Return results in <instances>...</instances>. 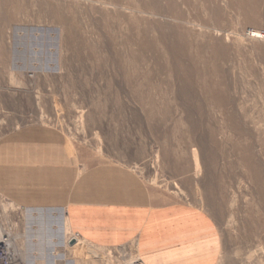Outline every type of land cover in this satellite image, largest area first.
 <instances>
[{
    "label": "rangeland",
    "instance_id": "374dc122",
    "mask_svg": "<svg viewBox=\"0 0 264 264\" xmlns=\"http://www.w3.org/2000/svg\"><path fill=\"white\" fill-rule=\"evenodd\" d=\"M146 2L0 0L9 264H264V0L178 1L181 19L136 8ZM173 26L189 59L177 70L159 38ZM120 175L141 192L130 218L144 206L157 219L144 232L164 242L101 245L67 217L105 189L109 203H123L127 193L113 191ZM183 223L188 238L172 236Z\"/></svg>",
    "mask_w": 264,
    "mask_h": 264
},
{
    "label": "crops",
    "instance_id": "0c3cea01",
    "mask_svg": "<svg viewBox=\"0 0 264 264\" xmlns=\"http://www.w3.org/2000/svg\"><path fill=\"white\" fill-rule=\"evenodd\" d=\"M124 179V181H123ZM110 178L104 180L105 183L108 184ZM115 181L114 189L116 193H123L126 194V200L123 203L111 202L109 203L108 198V189L103 190L104 194H100L99 196L95 197L93 201L83 202L82 204L75 207V202L70 205L71 210L67 212V217L70 221H74L77 227L81 224L83 228L84 236L92 241H95L98 244L106 245L109 243H124L127 239L133 236L138 235L139 239V249L146 248L148 246H152L151 240L154 242H164V235L157 236L158 234L154 235L150 240L148 230L144 232L145 229H150V226L155 225L157 219H151L150 221L147 220L145 213H147V209L144 206H140L139 204H134V217L130 218V207L128 204L134 201L135 197L132 195L133 193L137 194L141 197V192H137V184L136 181L132 178H128L125 175H120L113 179ZM123 196V195H122ZM111 206V208H110ZM82 208V209H81ZM85 208V210H84ZM90 210V211H89ZM146 210V211H145ZM85 211V212H84ZM169 211V210H167ZM166 212L162 214L165 215ZM165 218V217H164ZM188 218V217H187ZM184 219V220H183ZM180 222L185 221L184 217H179ZM79 221V222H78ZM161 221V220H160ZM137 225L132 227L131 223ZM188 223V222H187ZM183 223L181 228H183L182 233L172 235L175 238H185L187 239L190 231L188 224ZM185 224V225H184ZM130 225V226H129ZM170 225V226H169ZM168 227L172 226V223H169ZM79 229V228H78ZM178 230V229H177ZM203 232V231H202ZM148 234V235H147ZM178 234V235H177ZM202 235L205 234L202 233ZM171 237V236H170ZM174 239V238H172ZM184 244V243H183ZM186 244V243H185ZM203 251L205 247H202ZM145 250V249H144ZM147 250V249H146ZM144 253H151V252H144ZM206 264H209L208 262Z\"/></svg>",
    "mask_w": 264,
    "mask_h": 264
},
{
    "label": "bare ground",
    "instance_id": "6f19581e",
    "mask_svg": "<svg viewBox=\"0 0 264 264\" xmlns=\"http://www.w3.org/2000/svg\"><path fill=\"white\" fill-rule=\"evenodd\" d=\"M128 1L129 0H117V4L128 2ZM136 1H139V0H136ZM140 1H142V0H140ZM157 1L158 0H147L146 3H143V4L139 5V6H136V8L141 9L144 13L150 14L152 16H155V15L156 16H158V15L159 16H164V15H167V14L168 15L172 14L175 19H181L182 18V14H181V12L179 10V6H178L177 2L181 1V4L188 3L187 0H162V1L165 2V5L161 6V5L158 4L159 2L157 3ZM199 1H204V0H199ZM143 2H145V1H143ZM200 8H202V4L200 5ZM201 13H203V15H206V13L203 12V11ZM210 15L212 17H214V18H217L218 15H219V12H218V10H213V11H211ZM154 26H156V28L158 30H160L161 27H163L162 24L160 25V24H158L156 22H154ZM171 29L172 30H169V31H171L170 33L161 32L160 31L159 38L162 40V42L166 46L167 59H168L170 65H171V67L173 69L177 70L178 67H183L186 64L188 66L189 59L185 55H183V52H184L183 50L185 48L182 46V44L179 43V41L181 40V38L183 36V34H182L183 32L181 33V31H180L181 29L179 28V26H173V27H171ZM158 33H159V31H158ZM143 34L146 36V34H148V31H146V29H145V31H143ZM139 44H140L139 48H141V49L151 48L153 46L152 40L147 41V42H142V43H139ZM218 50H216V53L219 52ZM135 57L136 56H134L132 58V61H138V59H136ZM188 75L189 74L186 73L184 77L187 78ZM230 124L234 128L233 130L238 131V132L240 131L239 122L236 120V117L234 116L233 113H231V115H230ZM191 125H192V123H191ZM192 126H195V124L193 123ZM258 146L261 147L262 155L264 157V142L259 140L258 141ZM243 152H241L242 156L241 155L240 156L242 157V159L245 162L247 161V163L249 162L250 165H251V163L253 162L254 159H253V154H252V150L250 148V145L245 143L244 146H243ZM254 175L258 176L257 172H255ZM10 240H12V239H10ZM7 243L8 242H6V244ZM10 244H12L11 241H9L8 246H10Z\"/></svg>",
    "mask_w": 264,
    "mask_h": 264
},
{
    "label": "built area",
    "instance_id": "2783aa9c",
    "mask_svg": "<svg viewBox=\"0 0 264 264\" xmlns=\"http://www.w3.org/2000/svg\"><path fill=\"white\" fill-rule=\"evenodd\" d=\"M10 256L6 250V238L2 235L0 238V264H9Z\"/></svg>",
    "mask_w": 264,
    "mask_h": 264
}]
</instances>
